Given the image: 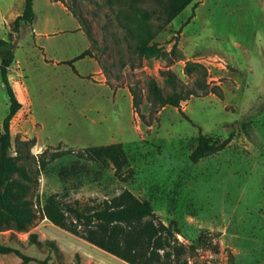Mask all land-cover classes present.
Here are the masks:
<instances>
[{
  "label": "rangeland",
  "instance_id": "1",
  "mask_svg": "<svg viewBox=\"0 0 264 264\" xmlns=\"http://www.w3.org/2000/svg\"><path fill=\"white\" fill-rule=\"evenodd\" d=\"M190 3L173 24L192 11ZM22 5L0 0V38L12 41L7 76L21 102L10 120L8 153L30 176L25 197L34 216L25 229L2 226L0 241L35 258L23 264H123L51 223L40 206L51 192L83 207L127 188L148 198L163 222L175 220L184 245L178 264H264V109L237 124L264 98V0H203L196 17L186 24L189 14L177 27L166 22L157 28L161 18L152 14L153 40L164 50L174 44L180 57L171 60L135 51L126 28L133 22L117 16V6L106 0H33L32 21L11 31ZM141 8L149 10V0ZM182 25L184 48L178 42ZM83 50L72 66L61 61ZM186 60L204 66L198 95L181 100L179 108L151 107L147 79L169 91L162 70L194 85L183 70ZM130 88L138 94L135 105ZM7 109L0 80V132ZM198 131L215 140L232 133L220 150L193 162L188 153ZM114 141L127 156L126 180L113 175L109 162L78 154ZM199 232L211 237L216 251L195 240ZM21 261L0 253V264Z\"/></svg>",
  "mask_w": 264,
  "mask_h": 264
},
{
  "label": "trees",
  "instance_id": "2",
  "mask_svg": "<svg viewBox=\"0 0 264 264\" xmlns=\"http://www.w3.org/2000/svg\"><path fill=\"white\" fill-rule=\"evenodd\" d=\"M106 1L110 6H117L115 8L117 16L123 17L127 22H133V26L128 24L126 28L134 40L135 51L163 55L168 60L173 57L180 58L175 53L174 44L169 50H164L153 40L155 31L151 30L149 18L152 14L161 18L157 24V28H160L192 0H149L151 3L149 10L141 8L145 0ZM69 10L75 16V12ZM33 16L32 0H23L20 13L15 15L11 21V31H17L21 22L30 23ZM0 50L2 51L0 80L8 98V109L1 120L2 130L0 132V228L12 223L17 229H25L34 216L30 201L25 197L26 181L30 180V176L25 167L17 163L8 153L10 120L21 106L7 76L8 66L14 57L11 39L0 38ZM84 51L61 61L72 66L71 61L81 57ZM183 70L193 78V86L183 84L169 68L161 71L164 81L169 86L168 92L163 93L153 78L146 80V97L151 107L169 104L179 108L181 100L189 95H198L195 84L199 86L196 82L200 76H203L204 66L196 61L186 60ZM204 92L206 88L201 91V93ZM130 94L132 105H135L138 101L137 91L130 88ZM262 109H264V98L240 116L237 120L239 127L250 121L251 117ZM179 112L187 118L181 109ZM231 133L228 132L221 140H215L210 135L198 131L195 144L188 153V159L194 162L220 150L229 141ZM78 154L85 155L101 164L109 162L113 175L120 180H126L130 176L128 171L123 172V168L127 165V156L120 142L89 145ZM40 210L42 215L54 225L81 237L129 264H178L184 249L183 243L176 237L175 220L170 219L166 223L163 222L155 214L148 198H139L127 188H122L115 194L83 207L76 200L63 201L56 192H51L43 199ZM195 240L213 247L216 251V245L211 241V237L203 232H199ZM7 252L20 256L22 264L28 260H35L33 256L24 254L18 248L0 241V253Z\"/></svg>",
  "mask_w": 264,
  "mask_h": 264
},
{
  "label": "crops",
  "instance_id": "3",
  "mask_svg": "<svg viewBox=\"0 0 264 264\" xmlns=\"http://www.w3.org/2000/svg\"><path fill=\"white\" fill-rule=\"evenodd\" d=\"M202 2H203V0H194V2L190 3L191 5L194 4L193 9H191L192 11H190V13L188 12L186 15H184V17H182V19H181L178 23H176V24H173V23H172V19L174 18V17H173V18L169 21L170 25H172V27H177V25H178V24L180 25V23H182V22L188 17L189 14H190V16H189L188 21H186V24H187L190 20L194 19V18L196 17V14H197V12H196V7H197L198 5H200V4H202ZM32 7H33V0H32ZM183 8H184V7H183ZM183 8H182V9H183ZM182 9H181V10H182ZM181 10H180V11H181ZM180 11H179V12H180ZM179 12H178V13H179ZM19 13H20V11L17 12L15 15H17V14H19ZM178 13H177V14H178ZM177 14H176V15H177ZM176 15H175V16H176ZM33 17H34V16H33ZM179 25H178V26H179ZM179 33H180V36H179L178 42L180 43V45H179V43H178V45H179V46L182 45V47L184 48V44H185V36L188 35V33L185 32V30H184V25H182V27H181ZM103 251H104V250H103ZM110 255H111L112 257H114V259H116L117 261H119L120 263H123V264H129V263L125 262V261L120 260L119 258H117L116 256H114V255H112V254H110ZM86 258H87V259L90 258V259L93 260L94 262L98 263V262H97V259L95 260L93 257L86 256ZM98 264H99V263H98ZM234 264H235V262H234Z\"/></svg>",
  "mask_w": 264,
  "mask_h": 264
}]
</instances>
